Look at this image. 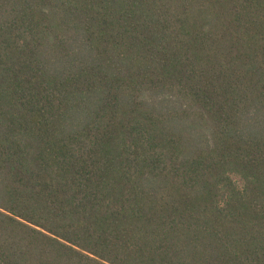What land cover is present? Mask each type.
Segmentation results:
<instances>
[{
	"label": "trees",
	"instance_id": "16d2710c",
	"mask_svg": "<svg viewBox=\"0 0 264 264\" xmlns=\"http://www.w3.org/2000/svg\"><path fill=\"white\" fill-rule=\"evenodd\" d=\"M0 264H264V0H0Z\"/></svg>",
	"mask_w": 264,
	"mask_h": 264
}]
</instances>
